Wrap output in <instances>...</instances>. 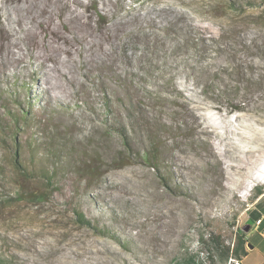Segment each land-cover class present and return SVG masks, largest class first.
<instances>
[{
    "label": "rangeland",
    "instance_id": "rangeland-1",
    "mask_svg": "<svg viewBox=\"0 0 264 264\" xmlns=\"http://www.w3.org/2000/svg\"><path fill=\"white\" fill-rule=\"evenodd\" d=\"M0 92L89 155L49 190L0 133L8 264H183L210 233L232 244L264 192V0H0Z\"/></svg>",
    "mask_w": 264,
    "mask_h": 264
},
{
    "label": "trees",
    "instance_id": "trees-1",
    "mask_svg": "<svg viewBox=\"0 0 264 264\" xmlns=\"http://www.w3.org/2000/svg\"><path fill=\"white\" fill-rule=\"evenodd\" d=\"M0 100L2 101L0 102V109L6 110L3 114H1L2 116L0 115V133L3 132L5 135H11L14 139L16 144L15 155L23 159V162L19 160L20 164H18L21 167L23 173L27 175L24 177H26V179H34L37 177L41 178L49 190L53 188V190L56 191L57 189L53 187V182L56 178V175L60 172L69 170V168H73L75 164L79 165L83 160L82 158L89 155L85 154L86 151L81 150L78 146H73L72 140L66 136V129L59 130L58 127H52L50 125L51 123L45 121L46 119H44V117L46 115L41 118V120L37 119V117L40 118L42 116L41 113H43V111L35 109H31V111H25L22 108L16 114L9 115V109L5 105L6 101L2 97L1 92ZM8 120H10V123ZM41 121L45 122V125H43ZM33 122L36 123L35 126L38 128V132L41 133L40 135L32 129ZM38 123H40L42 127H40V125L37 127ZM112 127L121 135L122 139L124 140V144L128 146L127 137L122 124L115 121ZM41 135H44L45 137L41 139ZM65 139H67L70 144L67 143ZM156 141H158L157 137H151V150L141 155L142 159L148 163H158V155L154 151V149H156V145H158ZM39 153L40 155L38 157ZM75 153H77V157L80 158L73 161V163L72 160L70 161V158H72L73 154ZM93 153L96 154L95 151ZM26 154L29 156V159H27V164L24 161V156L27 158ZM91 158L93 160L92 164L94 167L92 170H80V175L76 176V178L74 177L75 182L78 183L79 179L90 181L91 178H94L97 175V168L100 165L98 164L99 161L97 162L94 160L98 159L99 157L97 158L96 156L92 155ZM72 171L77 173L78 170L72 169ZM75 186L78 185L75 184ZM262 193L263 192L260 187L254 188L253 194L255 199L259 198ZM25 194L30 197L29 200L46 199V194L42 193L39 194L25 192ZM251 214L252 213L250 211L248 216ZM75 215L77 217V222L82 225L90 226V221L84 217L81 211L76 210ZM200 240L204 245V257L201 258L200 256H190L182 262L183 264H218L222 259L227 260L229 256H233V259L238 260L244 255L243 250L246 241L244 239V233L242 230H236L234 242L232 244L227 242L222 235L217 233H210L209 239L204 240L201 238ZM0 264L8 263L0 257Z\"/></svg>",
    "mask_w": 264,
    "mask_h": 264
},
{
    "label": "crops",
    "instance_id": "crops-1",
    "mask_svg": "<svg viewBox=\"0 0 264 264\" xmlns=\"http://www.w3.org/2000/svg\"><path fill=\"white\" fill-rule=\"evenodd\" d=\"M251 213L252 214L247 217L246 223L241 227V230L243 227H248L247 231L242 230V232L244 233V239L246 241L243 250L244 255L241 256L238 260L233 259V256H229L227 260L222 259L220 263L217 262L218 264H234L233 261H237L238 264H256V262L249 263L246 259L250 254L254 252H256L258 256L262 258L261 263L264 262V197L259 198L255 202ZM259 219H261V223L259 225H256V221ZM252 222H254V230H256V233L249 239L247 234L251 229Z\"/></svg>",
    "mask_w": 264,
    "mask_h": 264
},
{
    "label": "built area",
    "instance_id": "built-area-1",
    "mask_svg": "<svg viewBox=\"0 0 264 264\" xmlns=\"http://www.w3.org/2000/svg\"><path fill=\"white\" fill-rule=\"evenodd\" d=\"M260 197H264V192L260 195ZM261 223V219L256 221V225H259ZM234 264H238L237 261H233Z\"/></svg>",
    "mask_w": 264,
    "mask_h": 264
},
{
    "label": "water",
    "instance_id": "water-1",
    "mask_svg": "<svg viewBox=\"0 0 264 264\" xmlns=\"http://www.w3.org/2000/svg\"><path fill=\"white\" fill-rule=\"evenodd\" d=\"M242 230L243 231H247L248 230V227L247 226L246 227H243Z\"/></svg>",
    "mask_w": 264,
    "mask_h": 264
}]
</instances>
